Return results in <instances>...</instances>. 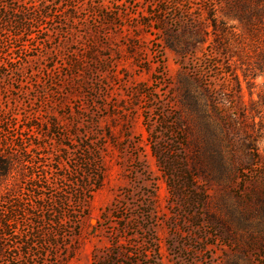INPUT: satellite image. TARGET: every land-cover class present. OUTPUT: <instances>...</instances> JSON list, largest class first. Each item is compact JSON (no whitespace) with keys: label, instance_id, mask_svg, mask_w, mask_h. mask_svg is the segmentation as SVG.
Instances as JSON below:
<instances>
[{"label":"rangeland","instance_id":"rangeland-1","mask_svg":"<svg viewBox=\"0 0 264 264\" xmlns=\"http://www.w3.org/2000/svg\"><path fill=\"white\" fill-rule=\"evenodd\" d=\"M212 2L0 0V264H264V75Z\"/></svg>","mask_w":264,"mask_h":264},{"label":"trees","instance_id":"trees-1","mask_svg":"<svg viewBox=\"0 0 264 264\" xmlns=\"http://www.w3.org/2000/svg\"><path fill=\"white\" fill-rule=\"evenodd\" d=\"M198 11L205 13L206 17L201 22L195 23V26L193 25L195 33L201 36L211 35L216 50H224L227 58L233 63L239 62L241 65L249 66L251 60H253L252 72L254 73L252 76L264 75V0H213L212 3L199 5ZM216 12L237 20L241 29L238 31L236 28L228 26L225 20L216 15ZM207 28L210 29L206 32ZM260 29H262V32ZM229 41H232V44ZM232 80H234L237 87V79L234 77ZM239 97L241 117L247 120L249 110L247 111L246 105L241 99L240 88ZM210 101L214 108L221 106L214 97H211ZM223 105L226 106V103H223ZM253 105V103L250 104V106ZM244 134V142L249 144V136L247 133ZM258 159L259 161L256 162L259 170L258 177L259 180H262L264 179V156ZM256 199L259 203L258 216L261 220H264V187L258 192ZM259 235L260 237L264 236L261 232H259Z\"/></svg>","mask_w":264,"mask_h":264}]
</instances>
